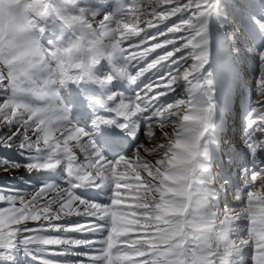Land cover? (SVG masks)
Wrapping results in <instances>:
<instances>
[{
  "label": "snow or ice",
  "instance_id": "obj_1",
  "mask_svg": "<svg viewBox=\"0 0 264 264\" xmlns=\"http://www.w3.org/2000/svg\"><path fill=\"white\" fill-rule=\"evenodd\" d=\"M7 2L0 168L38 187L0 188V264H264V45L253 98L235 30L213 59L212 0ZM241 8L264 38V0Z\"/></svg>",
  "mask_w": 264,
  "mask_h": 264
},
{
  "label": "rangeland",
  "instance_id": "obj_2",
  "mask_svg": "<svg viewBox=\"0 0 264 264\" xmlns=\"http://www.w3.org/2000/svg\"><path fill=\"white\" fill-rule=\"evenodd\" d=\"M241 1L245 5H247L249 2V0H241ZM255 2L259 3V0H255ZM103 3L106 8H110L109 0H103ZM201 10L203 12L208 11L207 8H202ZM252 13H254L252 20H255L257 16L261 15L260 11L257 8H253L250 11L247 8H244L242 11L239 10L237 15H235L232 11L231 12L224 11L222 8L218 10L217 18H218V23L225 22L227 24V27H225V31L222 32L225 36L227 33V36L225 37V36H222L221 34V37H220V44L223 47V49L226 50L232 47V44L230 41L233 36V30H235L238 33L235 39H236V43L240 45L241 52H240V57L237 58V63L241 65L242 67H244L243 72L241 71V79H242L241 90L243 91L245 95L255 98L257 68H256V64L254 60L251 63L245 64L246 60L251 59L245 54V49L251 46V49L255 50L257 46L264 45V38H262V35H261L260 25L262 22L257 21L256 23H253L252 20L248 19V16ZM225 15L227 16L226 21H224ZM206 22L209 25V17H206ZM228 28H230V30H227ZM46 35L51 36L52 33H47ZM227 38H229L228 39L229 41L227 40ZM122 90H126L125 91L126 95H132V88H130L127 85V83H124L122 85ZM260 99H264V97H260ZM242 119L243 117L241 116V120ZM240 132H241V129L238 128L236 125V114L235 112H233L232 119L227 122L226 127L223 129L224 135L222 136V140H225V141L234 140V138ZM16 143H18V141ZM146 146L152 147V145L147 144V142H146ZM226 150H227V145L225 144L224 148L221 151L223 152ZM13 151H16V149L13 148L12 150H7V149L0 148V156L1 157L8 156L10 152H13ZM14 156H15L14 159H16L17 158L16 154ZM147 158L150 160L152 159V157H147ZM245 158H246V154L243 151H241L239 154V160H238L237 166H239V163H246L247 161ZM223 167H225V165H223L222 162L217 161L215 168L219 169ZM119 170L125 171V169L123 168ZM16 171L18 170H10L7 172V174L6 173L2 175L0 174V179H4L3 182H0V188L3 187L4 191L8 192L10 189H18L20 188V186H22L26 190V192L31 194L33 190L38 187L36 176L33 175L32 177H25L24 175L25 173H22L20 175H17V177H15L16 175L14 173H16ZM127 171L129 172L130 174L129 178L131 179L132 178L131 169H128ZM26 179H27L26 185H20L19 183L17 184L18 181H22ZM60 180L63 181V179H60ZM65 180H66V177L64 176V184H66ZM58 182L61 183V181H59V178H58ZM64 186L67 187V184ZM86 190L87 189H81L82 192H86ZM87 195L95 197V193L92 191L88 192ZM228 202L232 203L231 196H229ZM79 218H82V217H79ZM18 264H35V262L26 258L22 253L18 255Z\"/></svg>",
  "mask_w": 264,
  "mask_h": 264
},
{
  "label": "trees",
  "instance_id": "obj_3",
  "mask_svg": "<svg viewBox=\"0 0 264 264\" xmlns=\"http://www.w3.org/2000/svg\"><path fill=\"white\" fill-rule=\"evenodd\" d=\"M241 5H245L244 3H242L241 0H217V11L219 9H222L224 11L227 12H233L235 15H237V13L239 12V10H243L244 8H241ZM237 18V17H235ZM227 30H230V28H228ZM222 31H225V28H223ZM227 35V33H226ZM16 154V151L10 152V154L7 157H11L12 159H14V155ZM17 156V155H16ZM1 157V156H0ZM21 159L20 157L17 156L16 160ZM4 170L2 168H0V174H4ZM22 173H25V177H29L28 174L26 173L25 169L23 167H21L18 171H16V173H14L17 177V175H20ZM7 174V173H6ZM4 179H0V182H3ZM27 179L26 180H22V181H18L17 184L19 183L20 185H26ZM3 189V187H1ZM20 190H24L26 191L22 186H20V188H18ZM4 190V189H3ZM4 205H0V207H2Z\"/></svg>",
  "mask_w": 264,
  "mask_h": 264
},
{
  "label": "clouds",
  "instance_id": "obj_4",
  "mask_svg": "<svg viewBox=\"0 0 264 264\" xmlns=\"http://www.w3.org/2000/svg\"><path fill=\"white\" fill-rule=\"evenodd\" d=\"M20 0H15V4H19ZM12 5V6H15ZM10 4L5 0L3 5H0V35L6 34L8 27L10 25V16H9Z\"/></svg>",
  "mask_w": 264,
  "mask_h": 264
}]
</instances>
